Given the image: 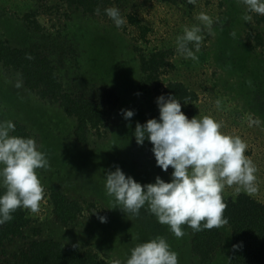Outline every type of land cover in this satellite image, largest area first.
<instances>
[{
  "label": "rangeland",
  "instance_id": "374dc122",
  "mask_svg": "<svg viewBox=\"0 0 264 264\" xmlns=\"http://www.w3.org/2000/svg\"><path fill=\"white\" fill-rule=\"evenodd\" d=\"M107 2L108 6L119 7L124 18L126 13L135 12L149 24L152 29L147 39L137 40L131 25L118 28L101 12H86L66 0H0L1 36L13 46L36 48L49 56L64 69L65 88L74 87L77 93L98 99L110 111L100 130L88 132V144L81 143L74 132L75 116L68 115L59 102L41 99L25 84L20 71L0 61V120L22 122L49 160V167L37 170L45 193L40 210L25 209L31 221L22 236L0 248V264H21L16 254L31 241L41 239H55L83 251L91 249L114 264H123L132 247L157 235L165 236L178 252L179 264H230L232 230L227 223L219 227L224 244L203 262L192 251L191 227L182 225L185 234L177 237L145 205L140 215L151 222V229L145 232V227L136 223L137 215L114 207L104 178L108 169L119 165L142 183L153 182L157 175L171 179L172 167L164 171L156 164L151 141L138 144L134 135L137 121L159 117L156 98L160 93L155 86H139L143 77L140 53L170 48V61L176 65L166 68L161 76L163 84L181 80L195 90L198 98L182 104V110L189 118L212 116L221 123V131L240 136L246 143L245 155L256 167V191L249 193L237 184L225 185L223 199L244 193L264 203V44H256L253 37L261 32L264 40V15L250 12L252 19L244 20L247 6L243 0ZM28 12L33 13L30 24L25 18ZM200 12L212 18L210 29L197 19ZM196 24L201 25L203 38L199 50L194 51L202 54L193 60L177 50L176 37L185 26ZM218 48L232 56L229 65L220 64L210 55ZM69 82L80 83L71 86ZM128 108L134 109V115L125 119L121 110ZM51 186L80 201L82 211L76 219L69 223L57 219L49 195ZM96 210L107 216V222L100 221ZM111 234L117 236L116 240Z\"/></svg>",
  "mask_w": 264,
  "mask_h": 264
},
{
  "label": "clouds",
  "instance_id": "9594fccd",
  "mask_svg": "<svg viewBox=\"0 0 264 264\" xmlns=\"http://www.w3.org/2000/svg\"><path fill=\"white\" fill-rule=\"evenodd\" d=\"M243 2L247 6L244 20L252 19L250 12L264 15V0ZM104 11L116 27L125 23L119 7L108 6ZM197 19L209 29L213 24L206 12H200ZM201 31L199 24L185 26L177 36V50L185 58L197 59L194 49L200 48ZM156 101L159 117L137 121L134 135L138 144L151 141L156 164L164 171L172 167L171 179L157 175L153 182L142 183L117 165L105 172L107 195L114 198V207L127 215H139L147 205L177 237L185 234L182 225L193 231L224 225L225 185L237 184L249 193L256 191V167L245 155V141L221 131V123L212 116L189 118L175 94H160ZM121 111L125 119L134 115L131 108ZM15 128L13 120H0V188L4 189L0 192V224L11 220L20 207L38 212L45 194L37 170L49 167L47 154L34 136L13 134ZM94 212L101 222H107L106 215ZM233 247H239V242ZM178 256L167 238L157 235L132 247L123 264H179Z\"/></svg>",
  "mask_w": 264,
  "mask_h": 264
},
{
  "label": "trees",
  "instance_id": "16d2710c",
  "mask_svg": "<svg viewBox=\"0 0 264 264\" xmlns=\"http://www.w3.org/2000/svg\"><path fill=\"white\" fill-rule=\"evenodd\" d=\"M66 1L68 4L82 7L90 13H96L99 9V12L107 16L104 11L108 7L107 3L109 2L107 0ZM159 1L170 4L178 2V0ZM32 15L33 13L30 12L26 14L25 18L29 24L33 23ZM36 24L39 26L38 23ZM127 24L135 28L138 34L137 40L147 39L152 29L135 12L125 14L124 27ZM253 37L256 44H264L261 32L253 34ZM136 48L140 49L139 46H136ZM171 51L173 50L170 48H159L149 53H140V70L143 77L139 81V86H155L156 91L160 94H175V98L181 100L182 104L196 100L198 98L197 92L181 80L172 79L163 84L161 76L167 71L166 68H174L176 65L175 62L170 61ZM209 53L211 56H215L214 58L222 65L228 64L232 60V56L224 48L222 50L218 48L216 51ZM201 54L202 52L198 51L196 56L201 57ZM0 61L3 65L11 66L20 71L25 84L36 90L41 99L59 102L68 115L75 116L77 124L74 132L81 143L88 144V132L91 129L100 130L101 126L106 123L110 115L108 108L98 99H93L84 92L77 93L74 87L65 88L67 84L63 80V74H61L64 69L58 68L54 60L42 54L38 49L13 46L0 34ZM79 83L69 82L68 85L78 86ZM15 124L16 128L13 134L31 136V133L22 122L17 120ZM3 190V188H0V192ZM49 195L53 212L61 222L69 223L81 213L82 204L80 201L70 198L56 186H51ZM97 198H99V202L102 200L99 194ZM224 201L227 205L224 215L227 217V224L232 230V249L229 255V263L264 264V203L244 193L239 194L234 199ZM102 203L104 204V201ZM111 214L114 215L115 213ZM148 218L140 214L136 216L137 225L139 223L140 226H144L145 232H147V229H151L149 227L151 222L148 223ZM113 220L115 219L113 218ZM30 221L31 218L27 215L25 209L23 207L17 208L12 213L11 220L0 224V248L11 243L14 237L22 236ZM191 230L193 231L192 228ZM115 234L117 233L115 232ZM115 234L110 235L111 239L117 238ZM121 239H123V236L119 238L118 243ZM224 242L225 237L219 227L204 228L200 231H193L191 248L201 261L206 262L214 256ZM238 242L239 247L234 248L233 245ZM16 255L19 257V263L21 264H114L96 251L91 249L83 251L77 246L65 245L55 239L33 240L27 248H23ZM109 257L111 258V256Z\"/></svg>",
  "mask_w": 264,
  "mask_h": 264
}]
</instances>
